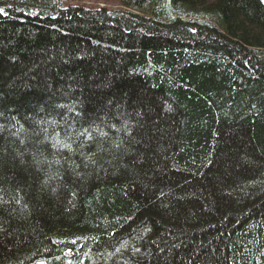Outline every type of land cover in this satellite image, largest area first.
<instances>
[{"label":"trees","instance_id":"trees-1","mask_svg":"<svg viewBox=\"0 0 264 264\" xmlns=\"http://www.w3.org/2000/svg\"><path fill=\"white\" fill-rule=\"evenodd\" d=\"M0 0V264H264V3Z\"/></svg>","mask_w":264,"mask_h":264},{"label":"rangeland","instance_id":"rangeland-1","mask_svg":"<svg viewBox=\"0 0 264 264\" xmlns=\"http://www.w3.org/2000/svg\"><path fill=\"white\" fill-rule=\"evenodd\" d=\"M62 7L78 6L83 9L94 10L104 8L107 12L132 11L123 5L120 0H60ZM211 1V0H208ZM264 3V0H261Z\"/></svg>","mask_w":264,"mask_h":264}]
</instances>
